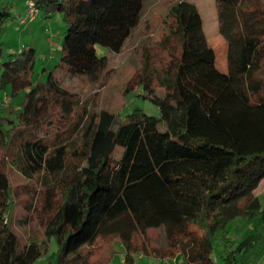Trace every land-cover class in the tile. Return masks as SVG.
<instances>
[{
    "label": "trees",
    "instance_id": "1",
    "mask_svg": "<svg viewBox=\"0 0 264 264\" xmlns=\"http://www.w3.org/2000/svg\"><path fill=\"white\" fill-rule=\"evenodd\" d=\"M2 1L0 37L11 16L10 2ZM31 1L37 15H62L66 30L56 67L93 83L107 67L95 45L119 53L144 3ZM215 4L227 44V73L215 66L197 8L182 0L168 13V35L180 50L157 76L163 96H156L147 65L128 82L126 95L141 88L138 96L154 104L158 116L136 109L122 122L104 110L79 112L75 94L53 72L33 85L34 49L5 58L0 48V95L9 99L0 108V264H33L52 239L57 249L47 256L48 264H96L83 248L105 237L123 246L122 264H137L138 256L155 264L176 256L185 264H216V243L226 239V227L236 218L255 222L264 233V207L254 195L264 180V78L258 77L264 71V4ZM19 95L15 108L10 102ZM71 146L79 163L65 173ZM13 150L12 163L23 176H63L59 198L51 187L45 194L44 210L51 215L44 239L28 240L22 248L8 222L12 192L4 165ZM151 229L162 231L164 239L152 254L147 252ZM261 237L251 235L224 250L217 263L251 264L249 253Z\"/></svg>",
    "mask_w": 264,
    "mask_h": 264
},
{
    "label": "rangeland",
    "instance_id": "2",
    "mask_svg": "<svg viewBox=\"0 0 264 264\" xmlns=\"http://www.w3.org/2000/svg\"><path fill=\"white\" fill-rule=\"evenodd\" d=\"M182 0H144L141 18L138 25L133 29L129 38L125 41L119 53H113L109 49L95 45L96 55L107 58L106 70L100 75L97 82H90L86 77H72L64 70L57 68L61 55V46L66 30L62 15L52 12L48 17L35 15L33 22H28L30 14L35 12L25 6L26 0H3L2 4L9 3L8 11L11 16L6 23V29L0 37V48L3 49L5 58L10 54H17L21 49L32 48L35 51V62L33 68V85L44 83L50 72L59 84L75 94L78 110L87 108L88 114L100 110L117 115L120 121L131 112L141 110L147 115L158 116L157 107L149 100L138 96L141 88H136L126 95L128 82L133 81L136 75H142L145 66L152 74V87L156 96L162 97L164 91L159 87L157 76L166 67L171 58V53L178 54L180 45L168 35L170 18L169 9L175 3ZM192 3L198 10L202 20L203 32L209 47L215 54V66L221 73H227V44L218 31V16L215 0H185ZM249 7L264 4V0H247ZM22 20H24L22 22ZM166 40V41H165ZM168 41V42H167ZM166 42V43H165ZM264 78V71L259 75ZM22 96L12 98L10 105L18 108ZM76 140V139H75ZM78 140V147L82 148ZM66 161L64 172L69 173L79 160L72 154L73 147L66 149ZM14 150L5 155V172L11 186L12 207L9 212V225L19 240V248H22L28 240L42 241L44 239V226L50 218V212L44 210L45 194L48 188H52L54 199L59 198L62 188L57 177L34 175L23 176L19 169L12 163L15 158ZM63 172V173H64ZM45 182V183H44ZM254 195L261 201L264 207V180L261 181ZM261 227L256 229V223L242 218H236L227 227L226 239H220L216 243L213 260L223 254L224 250H234L236 244L243 239L260 233L261 242L257 245L255 252L249 253V263L264 264V233ZM147 252L154 253L153 248H159L164 239L162 231L151 229L147 231ZM134 241L140 245V237ZM54 239L47 245V252L33 264H48L47 256L56 251ZM91 251V260L96 263L122 264L121 259L125 251L121 243L115 237L98 238L92 247L83 248L84 253ZM144 262L145 259L142 258ZM152 260V259H151ZM169 264H185L179 256L172 258ZM220 264V263H219Z\"/></svg>",
    "mask_w": 264,
    "mask_h": 264
},
{
    "label": "built area",
    "instance_id": "3",
    "mask_svg": "<svg viewBox=\"0 0 264 264\" xmlns=\"http://www.w3.org/2000/svg\"><path fill=\"white\" fill-rule=\"evenodd\" d=\"M25 4H26V6H27V8H28V13H29V14L31 13V10H34V12H35L33 15L30 14V18L27 19L28 22H32V21H34V17H35V15H37L38 11H37V9L34 7L33 1L28 0V1H26ZM23 21H24V20H22V22H23ZM8 101H9V99H8V96H7V95H4V96H1V95H0V108H1L4 104L9 103ZM138 258H141V259H142L141 256H138L137 259H138ZM170 261H171V260L165 259V260H163V264H169ZM121 262H123V256H122ZM161 262H162V260H161V261L159 260V263H161Z\"/></svg>",
    "mask_w": 264,
    "mask_h": 264
},
{
    "label": "crops",
    "instance_id": "4",
    "mask_svg": "<svg viewBox=\"0 0 264 264\" xmlns=\"http://www.w3.org/2000/svg\"><path fill=\"white\" fill-rule=\"evenodd\" d=\"M137 264H155L154 260H146V262H144L142 259L141 261H139Z\"/></svg>",
    "mask_w": 264,
    "mask_h": 264
}]
</instances>
